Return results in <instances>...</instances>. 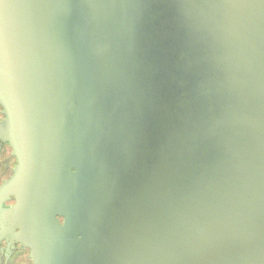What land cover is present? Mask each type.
Wrapping results in <instances>:
<instances>
[{"label":"water","instance_id":"obj_1","mask_svg":"<svg viewBox=\"0 0 264 264\" xmlns=\"http://www.w3.org/2000/svg\"><path fill=\"white\" fill-rule=\"evenodd\" d=\"M0 107L37 264H264V0H0Z\"/></svg>","mask_w":264,"mask_h":264},{"label":"flooded vegetation","instance_id":"obj_2","mask_svg":"<svg viewBox=\"0 0 264 264\" xmlns=\"http://www.w3.org/2000/svg\"><path fill=\"white\" fill-rule=\"evenodd\" d=\"M3 117L0 107V120ZM17 164L9 143L0 139V264H37L31 247L22 241L15 215L16 197L3 191L4 185L13 177ZM56 220L63 225V217L56 215ZM38 264L44 263L40 261Z\"/></svg>","mask_w":264,"mask_h":264}]
</instances>
